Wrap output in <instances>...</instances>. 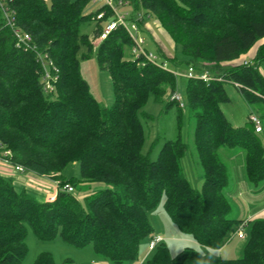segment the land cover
Here are the masks:
<instances>
[{"label": "trees", "instance_id": "obj_1", "mask_svg": "<svg viewBox=\"0 0 264 264\" xmlns=\"http://www.w3.org/2000/svg\"><path fill=\"white\" fill-rule=\"evenodd\" d=\"M6 2L14 12V27L49 52L60 74L53 92L45 93L35 55L16 47L0 11V149L38 175L52 177L77 163L80 176L56 177L61 185L56 198L47 201L0 175V264H23L29 228L40 241L60 237L79 248L91 245L96 255L114 264L137 261L141 242L154 231L149 212L162 197L166 213L184 235L221 248L233 226L244 220L229 216V172L219 149L243 148L248 181L264 187V76L258 70L264 65V47L256 58L234 63L264 39V0H131L134 11L144 12L141 28L149 17L156 18L181 47L188 67L223 77L208 83L186 79L185 108L169 101L179 85L172 73L126 56L131 40L122 29L96 51L114 95L110 107L100 105L80 69L81 48L91 51L102 27L90 9L92 0ZM94 22L92 35L84 34L82 26ZM167 60L174 67L180 64L176 57ZM226 83L236 86L247 103L260 106L262 131L256 132L249 119L254 111L243 126L227 120L221 107L230 101ZM150 98L165 103L161 115L173 106L178 111L176 137L163 142L155 159L150 157L155 144L143 150L147 135L141 117L150 116L144 111ZM183 110L194 118L200 189L185 175L189 146L182 139ZM81 183L100 188L80 198ZM64 184L73 191L63 190ZM247 226L248 240L237 259L190 247L172 256L164 241L145 263L264 264V218L250 219ZM34 264L78 263H56L51 254L41 253Z\"/></svg>", "mask_w": 264, "mask_h": 264}, {"label": "rangeland", "instance_id": "obj_2", "mask_svg": "<svg viewBox=\"0 0 264 264\" xmlns=\"http://www.w3.org/2000/svg\"><path fill=\"white\" fill-rule=\"evenodd\" d=\"M48 1V0H47ZM100 4H94L90 8L95 11ZM132 11V7H131ZM145 28L142 29L141 35L145 39V46L148 50L156 53L160 59H168L169 57H176L179 61V65L175 66L180 72H186L188 66L185 63V56L182 53V49L179 45H175L168 33L161 27L158 20L151 17L147 20ZM94 23H87L82 26V32L84 34L92 35ZM93 43V42H92ZM99 47L98 37L96 38L92 50L87 47H82L80 50V69L82 77L87 81L92 95L100 103L102 107L108 108L113 104V86L110 74L101 70L98 62L96 51ZM264 47V39L259 40L249 54H244L235 63H241L248 58H256L257 51ZM130 48H127L126 56L131 57ZM258 61V60H257ZM246 62V60H245ZM232 64H226L225 67H229ZM171 66L174 67L173 64ZM261 67V68H259ZM258 70L264 76V65L258 66ZM186 79H179V91L184 96ZM225 89L230 101L224 103L221 107L224 115L233 126H243L247 120L250 112L254 111V114L260 117V106L250 105L244 99L241 91L231 83L225 84ZM170 101V97H169ZM165 103L155 102L152 98L149 99L147 105L144 107V111L149 114V117H141V121L146 129L147 139L144 146V152L149 147L155 144L154 149L150 153L151 159H155L158 152L166 139H175L176 137V123L177 113L176 108L170 107L166 113L161 115L164 109ZM183 135L182 139L187 142L189 149L184 159L185 175L190 181L193 187L200 189L202 185V169L197 162L196 155L194 153V147L192 143L194 118L191 117L185 110H183ZM220 156L226 163L228 168V181H229V198L232 203V211L229 214L231 218L239 220L240 218H247L251 209H256L260 205H264V187H255L250 183L246 177L245 170V150L243 148H228L221 147L219 149ZM12 164L8 157H2V150L0 149V175L5 178H13L18 189L22 186L26 187V184L36 186L41 185V190L33 187H27L26 189L32 193L37 200H45L47 193L52 191V188H57L56 182L61 185V180L56 177L60 175L79 177V166L77 163L71 164L68 168L60 173H53L52 177L38 176L31 174V179L26 178L25 174L14 172L15 175L11 177L6 174V171L13 169ZM245 181V183H243ZM66 185V184H64ZM63 185V186H64ZM62 186V187H63ZM100 185L90 186L87 183L79 184L77 190L80 198H84L88 193L99 189ZM165 197H162L157 206L149 212V220L153 227V233L147 236L141 242L139 261H145L150 259L153 255V251H149L148 244L150 239L155 235H161L166 238L165 243L172 256H177L184 248L190 247L196 251L209 255L211 257H220L223 259H237L243 255L244 247L247 243L248 236L239 237L235 234V230L238 224L233 226L224 244L219 249H211L197 243L192 238L184 235L179 228L173 223L169 215L166 213ZM247 221V220H244ZM247 233V232H246ZM28 247V253L23 260V264H34L37 257L41 253L51 254L53 260L56 263H61L66 259H72L78 264H114L109 260H106L95 254L93 247L88 245L83 248H79L70 244H67L57 237L53 241H40L36 238L34 232L29 228L26 238ZM146 264V263H145Z\"/></svg>", "mask_w": 264, "mask_h": 264}, {"label": "built area", "instance_id": "obj_3", "mask_svg": "<svg viewBox=\"0 0 264 264\" xmlns=\"http://www.w3.org/2000/svg\"><path fill=\"white\" fill-rule=\"evenodd\" d=\"M92 3L93 5L100 4L99 8L95 10L97 12L96 21H100L102 24L101 31L98 35L99 43L108 38L117 29H122L128 34L131 40L130 52L133 59L141 60L142 64L147 62L152 63L160 69L172 73L175 76L178 84L179 79L182 77L185 79H200L206 83L213 80H224L221 76H215L204 71L198 72L192 66H189L186 72H180L177 68L171 66L167 59H160L156 53L148 50L145 46V39L141 35V32L142 28H145V24H147V20L150 17L144 22L141 28L140 24L145 20L144 12L141 10L134 11L131 0H92ZM0 11L3 17L4 24L12 28L16 47L24 52H32L35 55L36 61L40 66L39 73L44 92H53L56 83L59 80V67L50 56L48 51L40 50L37 47V44H35L31 34L24 32L17 27H14V12L12 9H10L6 0H0ZM170 100L177 103L179 107L185 108L186 101L184 96L179 91V85L176 90L170 93ZM249 119L253 123L256 132L262 131V122L259 116H257L256 114H251L249 116ZM4 155L5 157L9 158V161L13 165L12 168L15 172H18L22 175L26 173V178H24V180H26L27 178L31 179L30 174L38 175L32 171L27 170L20 164L13 163L11 160L12 154L9 150L2 149L3 158ZM37 183L38 182H35L34 185L26 184V188L29 186L33 188L36 187L35 189L38 190L43 189L41 188V185L36 186ZM56 184L57 188H52V191L47 193L45 200L53 201L56 198L58 189L60 187V184H58V182H56ZM62 189L68 192H72L73 186L66 184L62 187ZM247 222L248 221H242L238 224V227L235 230V234L237 236L241 238L247 236ZM165 240L166 238L161 235L153 236L148 244L149 251H153L160 243L164 242Z\"/></svg>", "mask_w": 264, "mask_h": 264}, {"label": "crops", "instance_id": "obj_4", "mask_svg": "<svg viewBox=\"0 0 264 264\" xmlns=\"http://www.w3.org/2000/svg\"><path fill=\"white\" fill-rule=\"evenodd\" d=\"M14 169H10L8 171H6V174L10 175L11 177H13L15 175L14 173ZM31 175V174H30ZM18 176V175H15ZM30 179V178H29ZM243 183H245V181H243ZM248 217L247 218H240L239 220H250V219H254V218H264V205H260L258 208L256 209H251V211L248 213ZM104 264H107L106 262ZM124 264H145V261H133V262H127Z\"/></svg>", "mask_w": 264, "mask_h": 264}]
</instances>
